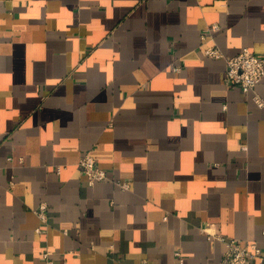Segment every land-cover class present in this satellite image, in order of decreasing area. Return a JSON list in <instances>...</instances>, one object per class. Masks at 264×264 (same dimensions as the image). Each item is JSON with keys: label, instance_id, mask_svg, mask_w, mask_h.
Returning a JSON list of instances; mask_svg holds the SVG:
<instances>
[{"label": "crops", "instance_id": "1", "mask_svg": "<svg viewBox=\"0 0 264 264\" xmlns=\"http://www.w3.org/2000/svg\"><path fill=\"white\" fill-rule=\"evenodd\" d=\"M214 24L224 54L264 58V0H0V264L264 247V105L203 53ZM86 153L106 181L87 183Z\"/></svg>", "mask_w": 264, "mask_h": 264}, {"label": "built area", "instance_id": "2", "mask_svg": "<svg viewBox=\"0 0 264 264\" xmlns=\"http://www.w3.org/2000/svg\"><path fill=\"white\" fill-rule=\"evenodd\" d=\"M218 25L209 26L201 35V39L206 43H213V32L218 29ZM203 53L213 59H222L226 64L225 81L230 86H239L245 94L252 93L253 99L260 106L264 105L262 98L257 93L256 87L264 78V58L259 57L249 48H243L237 55L229 56L215 45H207L203 48ZM174 71L180 73L182 67L175 66ZM81 171L86 177L89 185L97 182L106 181L108 179V171L101 168L95 157L91 153L83 155L79 161ZM62 167H57L60 173ZM118 185L122 190L130 189V183L127 181H118ZM47 206L42 204L38 215L43 226L38 229L42 231L47 227ZM226 248L222 257L223 264H264V247L257 243H242L232 238H220ZM50 252L44 253L45 264H55L50 257ZM179 255V252H177Z\"/></svg>", "mask_w": 264, "mask_h": 264}]
</instances>
